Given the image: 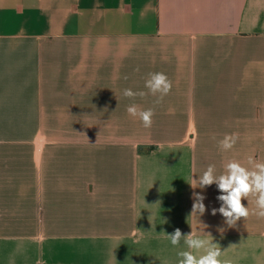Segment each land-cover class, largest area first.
Returning <instances> with one entry per match:
<instances>
[{
  "label": "crops",
  "instance_id": "0c3cea01",
  "mask_svg": "<svg viewBox=\"0 0 264 264\" xmlns=\"http://www.w3.org/2000/svg\"><path fill=\"white\" fill-rule=\"evenodd\" d=\"M150 72L172 82L159 104ZM249 157L264 162V0H0V264H179L177 228L264 264L254 197L229 227L217 186H191Z\"/></svg>",
  "mask_w": 264,
  "mask_h": 264
},
{
  "label": "clouds",
  "instance_id": "9594fccd",
  "mask_svg": "<svg viewBox=\"0 0 264 264\" xmlns=\"http://www.w3.org/2000/svg\"><path fill=\"white\" fill-rule=\"evenodd\" d=\"M144 86L149 93L157 97L154 103L159 104L162 102L163 97L171 91L172 82L163 72H150L147 74ZM122 95L134 99L137 96L144 97L146 93L143 91L134 92L132 89L126 88L123 90ZM126 111L131 117L138 118L144 128L151 127L154 115L153 109H141L138 105L132 103L127 106ZM238 139L239 137L235 133L225 134L223 139L218 142V146L222 151H229L235 146ZM248 164L250 167H245L236 160H230L224 165V171L220 174H217L215 165H208L206 170L198 176V179H193V184H191L193 188L199 187L201 189L213 184L217 186L220 192L217 200L221 203L218 209H212L211 214L216 215L219 212L225 218L224 222L229 227L235 226L240 218L246 219L250 215L248 206L245 207L241 202L242 198L248 201L249 196L254 197L255 209L252 214L264 218V162L249 157ZM205 198L200 193H193L192 214L199 213V215H203L205 213L206 206L203 203ZM204 235L211 237L210 234L204 233ZM167 236L172 245H178L183 238L189 249L178 253L181 258L179 264H230V261L220 259L222 256L221 248L212 240L200 238L193 232L183 235L179 228L175 229L173 234ZM193 250L195 252L203 251L201 254L196 255Z\"/></svg>",
  "mask_w": 264,
  "mask_h": 264
}]
</instances>
